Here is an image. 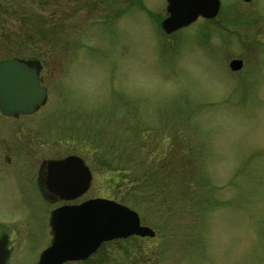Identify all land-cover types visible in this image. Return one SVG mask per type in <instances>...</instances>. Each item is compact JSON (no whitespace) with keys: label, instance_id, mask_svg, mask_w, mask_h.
Wrapping results in <instances>:
<instances>
[{"label":"rangeland","instance_id":"obj_1","mask_svg":"<svg viewBox=\"0 0 264 264\" xmlns=\"http://www.w3.org/2000/svg\"><path fill=\"white\" fill-rule=\"evenodd\" d=\"M220 1L215 18L167 33L166 0H0V60L39 63L48 90L34 114L0 115L4 145L38 164L81 155L82 198H114L157 233L71 264H264V0ZM9 194L1 224L12 209L30 217ZM58 204H36L38 236L16 256L11 234L6 264H37Z\"/></svg>","mask_w":264,"mask_h":264},{"label":"water","instance_id":"obj_2","mask_svg":"<svg viewBox=\"0 0 264 264\" xmlns=\"http://www.w3.org/2000/svg\"><path fill=\"white\" fill-rule=\"evenodd\" d=\"M219 9L220 0H167V15L161 21V27L171 33L192 24L199 17H215ZM28 64L34 65L17 58L0 61V111L4 115L32 113L46 100L47 90L40 84L37 69ZM242 66L243 60L239 58L229 62L232 70H239ZM46 167L47 187L64 199L76 198L89 188L92 174L78 155L48 160ZM50 225L53 241L42 253L40 264L85 259L103 241L132 234H154L151 227L141 225L135 210L100 197L56 208ZM4 256L5 252L0 251V263Z\"/></svg>","mask_w":264,"mask_h":264},{"label":"flooded vegetation","instance_id":"obj_3","mask_svg":"<svg viewBox=\"0 0 264 264\" xmlns=\"http://www.w3.org/2000/svg\"><path fill=\"white\" fill-rule=\"evenodd\" d=\"M22 61H25V60H22ZM26 62H32L34 64L33 66H31L30 64H28V65H29V67H33V68L35 66V68L37 69V72H38L39 80L41 82V77H40L41 65H39V63H36L33 61H26ZM47 93H48V90H47ZM41 106H38L33 113H16L14 115L7 116V115H4L0 111V115L4 118H18L20 116H29V115L34 114ZM6 124H7L6 122H5V124L3 123V126L7 127ZM3 135L4 134H2V136ZM4 143L7 144V141H6L5 137H2V139H0V173H1V175H4V176H0V191L3 192V195L10 193L9 194L10 197H12L13 199L14 198L16 199L15 201L17 202V207L22 208L23 214L25 213V211H28L27 215L30 217L26 216L25 218H23L24 217L23 216L21 218H18L15 216V213H13L14 211L12 209L11 211H8L6 213L9 215L7 217L12 219V221H9L7 224H1V222H0V229L2 230V231L0 230V242L2 244L0 251L5 252L3 262L0 264H6L10 255H12L11 254L12 243L10 242L11 234L13 236L17 235V234H22L19 238L20 239L19 243H15L14 247H13V248H16L18 251V252H16V256L19 254L21 249H23L22 248L23 244L29 242L28 239H29V237H31L30 234H33V236L34 235L38 236L39 226H38V223L36 220L37 215L35 214V211H34L36 204L39 201H45V202H49V203H59L58 205L53 206L50 209L49 214L46 218V220L48 222L46 229L50 235V240L48 241V244L42 249V251L38 254L37 264H40L41 253L43 252L44 249L49 247L53 241L52 228L50 226V218H51L53 210H55L57 207H60L63 205L78 204V203H81L85 200H88L91 198H98V197H102V196H92V197H86L84 199L82 198L87 193L89 188L91 187V184L93 181V171H92V168L87 164V162L85 161V159L81 155L74 154V155H78L81 158H83V160L85 161V163L89 166V168L91 170L92 179H91L89 188L84 193L77 196L76 198L64 199L59 194L55 193L54 191L50 190L47 187V180L48 179L46 176H47L48 170L46 167V162L48 160L62 159L68 155L62 156V157L59 156V157L51 158V159H42L41 162L38 164L39 159L37 158V155L34 157H31V153L28 152L25 148H22V149H19L16 151L12 147L4 145ZM17 147H19V146H17ZM12 152L14 154H16L15 157L18 160V161L16 160L15 163H13L12 157L8 156V154L12 153ZM4 154H6V157L3 158ZM21 158H24L27 161L26 163L23 164V166H24L23 168L25 170H23L22 174L18 171L19 170L18 166L22 164V163H20ZM31 158H33L32 161H30ZM2 159L5 161L2 162ZM26 164H27V166H26ZM35 164L38 165V166H36L37 167L36 177H28V172H26V170L29 171L30 170L29 168L31 166L35 167ZM21 167H22V165H21ZM12 168H14V170ZM11 175H13V176L11 177ZM106 198H110V197H106ZM16 219H18V220H16ZM12 222L17 223V225L19 224L18 225L19 227L18 226L17 227L20 230H16V228H13ZM141 224L146 225L142 221H141ZM156 235H157V233L154 230V234L152 236H149V235L142 236V235L133 234V235H130L127 237L115 238V239L110 240V241L102 242L96 248V250L85 259L66 260V261L62 262L61 264H71V263H79V262L82 263V262L88 260L90 257L95 255L96 253H98L99 250L101 249V247L103 246V244H105L107 242H112V243L120 242V241H123V240L128 239V238L152 239V238H155ZM43 241H44V239H43ZM145 264H153L152 259H150V258L146 259Z\"/></svg>","mask_w":264,"mask_h":264},{"label":"trees","instance_id":"obj_4","mask_svg":"<svg viewBox=\"0 0 264 264\" xmlns=\"http://www.w3.org/2000/svg\"><path fill=\"white\" fill-rule=\"evenodd\" d=\"M119 178H121V176L119 175Z\"/></svg>","mask_w":264,"mask_h":264}]
</instances>
